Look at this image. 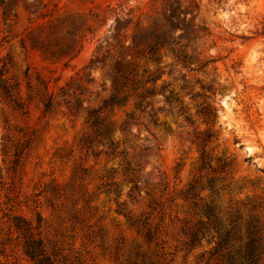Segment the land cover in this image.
<instances>
[{
	"label": "rangeland",
	"instance_id": "rangeland-1",
	"mask_svg": "<svg viewBox=\"0 0 264 264\" xmlns=\"http://www.w3.org/2000/svg\"><path fill=\"white\" fill-rule=\"evenodd\" d=\"M181 1L0 0V264H264V0Z\"/></svg>",
	"mask_w": 264,
	"mask_h": 264
},
{
	"label": "trees",
	"instance_id": "trees-1",
	"mask_svg": "<svg viewBox=\"0 0 264 264\" xmlns=\"http://www.w3.org/2000/svg\"><path fill=\"white\" fill-rule=\"evenodd\" d=\"M187 14L186 7L183 6L181 0H169V4L163 10L162 19L155 20L153 26L149 28L141 29L137 33V41L152 40L151 51H155L159 45L174 44L182 37V35L176 36V32L187 21ZM3 80L4 68L0 65V83H3ZM17 219L20 220V217ZM25 247L29 256L38 264H44L46 259L48 260L41 239L27 238Z\"/></svg>",
	"mask_w": 264,
	"mask_h": 264
}]
</instances>
